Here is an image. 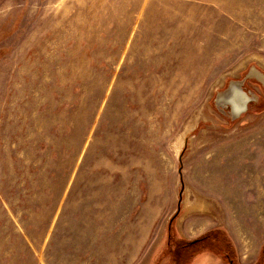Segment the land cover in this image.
Here are the masks:
<instances>
[{"label": "rangeland", "instance_id": "obj_1", "mask_svg": "<svg viewBox=\"0 0 264 264\" xmlns=\"http://www.w3.org/2000/svg\"><path fill=\"white\" fill-rule=\"evenodd\" d=\"M256 218L264 0H0V264H264Z\"/></svg>", "mask_w": 264, "mask_h": 264}, {"label": "water", "instance_id": "obj_2", "mask_svg": "<svg viewBox=\"0 0 264 264\" xmlns=\"http://www.w3.org/2000/svg\"><path fill=\"white\" fill-rule=\"evenodd\" d=\"M235 83H230L229 87L225 90V92L221 93L219 97L217 98V103H229L231 105V116L233 118L237 117L242 111L246 109V102L247 97L245 94L240 90V87L238 85H234ZM233 95H240L241 96V105L238 107V109H233V101L232 96Z\"/></svg>", "mask_w": 264, "mask_h": 264}, {"label": "crops", "instance_id": "obj_3", "mask_svg": "<svg viewBox=\"0 0 264 264\" xmlns=\"http://www.w3.org/2000/svg\"><path fill=\"white\" fill-rule=\"evenodd\" d=\"M244 203H245V202H244ZM250 205H253V206H251V207H252V210L255 211V206H254V204H250ZM246 207H247V205H245V208H246ZM251 207H250V208H251ZM242 208H243L242 214H244V212H245V213H246L245 215H247V211L244 210V207H243V206H242ZM247 209H248V207H247ZM252 230L254 231V237L257 236V235H261L260 232L264 230V222H263L261 219L256 218L255 221H254V226H253V229H252ZM262 240H263V239H262ZM261 243H263V241H261ZM261 243H260V246H261ZM258 249H259V247L256 248V250H255L254 253L258 254V252H259V251H257ZM246 253L249 254L248 251H247Z\"/></svg>", "mask_w": 264, "mask_h": 264}, {"label": "flooded vegetation", "instance_id": "obj_4", "mask_svg": "<svg viewBox=\"0 0 264 264\" xmlns=\"http://www.w3.org/2000/svg\"><path fill=\"white\" fill-rule=\"evenodd\" d=\"M232 83H233V82H232ZM234 83H235L234 85H238L239 87H240V85H241V83H237V82H234ZM228 87H229V86H228ZM246 96H247V95H246ZM251 96H252L251 94H249V95L247 96V97H248V99H247V102H248V103H247V106H249V102H250V101H249V99H250L249 97H251ZM240 97H241V96H240ZM254 97H255V96H252V99H255ZM233 100H234V99H233ZM227 107H228V111H229V106H227ZM233 109H235V108L233 107ZM224 256H225V258H226V260L228 261L229 264H234V263H233V259H232L231 255H230V253L225 252V253H224Z\"/></svg>", "mask_w": 264, "mask_h": 264}, {"label": "bare ground", "instance_id": "obj_5", "mask_svg": "<svg viewBox=\"0 0 264 264\" xmlns=\"http://www.w3.org/2000/svg\"><path fill=\"white\" fill-rule=\"evenodd\" d=\"M233 99H234V100H232L233 101V107L235 109H238V107H240L241 101H242L240 95H235V97Z\"/></svg>", "mask_w": 264, "mask_h": 264}, {"label": "trees", "instance_id": "obj_6", "mask_svg": "<svg viewBox=\"0 0 264 264\" xmlns=\"http://www.w3.org/2000/svg\"><path fill=\"white\" fill-rule=\"evenodd\" d=\"M225 233V232H224Z\"/></svg>", "mask_w": 264, "mask_h": 264}]
</instances>
